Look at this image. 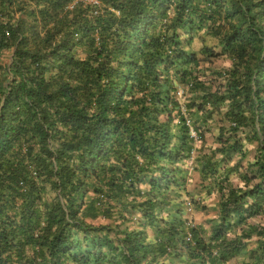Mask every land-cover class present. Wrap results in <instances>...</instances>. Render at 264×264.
<instances>
[{
	"label": "trees",
	"instance_id": "1",
	"mask_svg": "<svg viewBox=\"0 0 264 264\" xmlns=\"http://www.w3.org/2000/svg\"><path fill=\"white\" fill-rule=\"evenodd\" d=\"M0 264H264V0H0Z\"/></svg>",
	"mask_w": 264,
	"mask_h": 264
},
{
	"label": "crops",
	"instance_id": "2",
	"mask_svg": "<svg viewBox=\"0 0 264 264\" xmlns=\"http://www.w3.org/2000/svg\"><path fill=\"white\" fill-rule=\"evenodd\" d=\"M221 59V58H220ZM216 63V62H215ZM217 64V66L218 67H222V66H225V65H222L221 63H216ZM210 199H212V198H210ZM210 199H208V200H204L203 198H201V204H203V205H205L206 207H208V205H207V203H209V200ZM211 202V201H210ZM217 203V199L215 200V202H211V204H213V205H215ZM204 212H206V210H204ZM204 212H202V213H204ZM188 213V212H187ZM193 213H194V211H193ZM192 213V214H193ZM202 213H200V212H198V211H196V214L194 215V217H193V219L195 220V222L196 223H198V224H200V227H201V230H205V231H207V230H209L210 229V216L209 215H207V214H205V215H203ZM216 213V212H215ZM192 214H189L188 213V215H192Z\"/></svg>",
	"mask_w": 264,
	"mask_h": 264
},
{
	"label": "rangeland",
	"instance_id": "3",
	"mask_svg": "<svg viewBox=\"0 0 264 264\" xmlns=\"http://www.w3.org/2000/svg\"><path fill=\"white\" fill-rule=\"evenodd\" d=\"M208 43H209V41H208ZM210 44H212V42H210ZM215 62L221 63L222 65H225V67L230 65L229 60H225V59L224 60L223 59H217V60H215ZM207 140H208V144L211 143V141H212L210 137H208ZM194 177L196 178V175ZM195 198L198 199V196L195 195ZM215 200H216V198H212L209 200V203H207L208 207H206V212H204V213H202L201 211H198V212L202 213L203 215L207 214L210 217L213 216L215 214V209H214V205L211 204V202L213 203V202H215ZM187 203H188V201H187ZM190 206H192V203ZM187 207H188V205L186 204V209H187ZM192 208H193V206H192ZM193 211H194V213L192 212L193 214L191 213L192 215H188V217H191V218L194 217V215L196 214V211L194 210V208H193Z\"/></svg>",
	"mask_w": 264,
	"mask_h": 264
},
{
	"label": "built area",
	"instance_id": "4",
	"mask_svg": "<svg viewBox=\"0 0 264 264\" xmlns=\"http://www.w3.org/2000/svg\"><path fill=\"white\" fill-rule=\"evenodd\" d=\"M84 1H87V2H95V0H84ZM186 123H187V125H190L191 124V122H190V120L188 119L187 121H186ZM190 135H191V137H193L196 141H197V135H196V132L191 128L190 129ZM187 205H188V207H187V212L189 213V214H191L192 212H193V208H192V206H190L191 205V203L190 202H188L187 203ZM195 222L193 221V220H188L187 222H186V227H195ZM191 239V234L190 233H187L186 234V240L187 241H189Z\"/></svg>",
	"mask_w": 264,
	"mask_h": 264
}]
</instances>
